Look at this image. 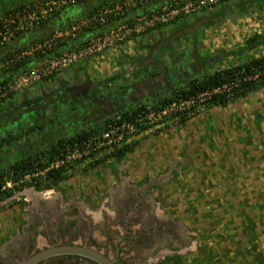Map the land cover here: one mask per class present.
Listing matches in <instances>:
<instances>
[{"label": "rangeland", "instance_id": "1", "mask_svg": "<svg viewBox=\"0 0 264 264\" xmlns=\"http://www.w3.org/2000/svg\"><path fill=\"white\" fill-rule=\"evenodd\" d=\"M121 1L129 5L120 15L104 24L88 22L95 8H114ZM14 8L16 16H3ZM122 24H132L137 32L98 52L73 58L94 37ZM14 26L20 28L15 31ZM49 38L53 39L51 46L45 48ZM166 39L170 45L159 46L160 59L140 63L144 54L138 50L149 47V52L157 41ZM62 56L69 59L66 65L58 63ZM258 56H264V0H0V109L39 99L59 83H65L73 74L71 69L77 74L83 67L104 69L111 75L109 79L119 80L120 86L114 88L118 91L133 72L137 88L144 85L138 82L146 84L150 74L158 75L160 68L165 70L167 85L185 86L190 80ZM148 64L152 68L145 67ZM149 103L136 101L128 110ZM147 109L133 123L135 131L126 132L125 128L119 142L118 133L109 132V145L78 160L69 158L62 168L66 178L59 184L41 190L25 186L22 197L10 204L0 192L1 264L14 259L12 255L8 257L11 246L27 237L28 219L44 204L48 212L57 210L58 216L64 214L68 218L72 204L78 208L86 206L87 212L96 211L110 191H118L126 182L143 188L150 175L159 178L168 173L178 177L176 185L180 189L173 194L171 185H167L166 192L161 190L160 203L170 214L173 203L175 220L180 219L182 225L193 223L194 215L189 218L184 211V204L190 201L199 212L198 222L209 225L207 232L210 226L215 224L218 228L222 223L231 232L242 230L240 225L249 213L253 226L248 228L254 231L258 247L264 246V89L225 105H212L208 98L200 97L159 114H146ZM22 124L23 127H11L0 136V167L10 161L13 152L28 155L40 147V139L47 132L45 124L42 122L38 133L32 129L34 123ZM102 124L93 126L98 132L92 136L99 137L109 129L110 124ZM125 144L130 150L122 158L106 156ZM46 148L44 145L40 151ZM103 156L105 160L90 165ZM51 157L41 155L35 164L47 165ZM36 165L31 167L29 179L33 173L42 177ZM182 188L187 194L180 193ZM170 192L172 195L168 196ZM251 207L253 212L248 210ZM40 241L34 252L48 247L47 241ZM213 242L219 245L217 238ZM138 249L123 245L119 264H127L123 262L126 251L133 253ZM229 255L223 259L224 264H233V254Z\"/></svg>", "mask_w": 264, "mask_h": 264}, {"label": "flooded vegetation", "instance_id": "2", "mask_svg": "<svg viewBox=\"0 0 264 264\" xmlns=\"http://www.w3.org/2000/svg\"><path fill=\"white\" fill-rule=\"evenodd\" d=\"M169 45V39H166L157 41L156 46L149 52H146L149 47L138 50L139 54H144L140 57V63H149L154 58L160 59L157 55L161 50L159 46L164 48ZM135 62L132 61L131 65ZM145 67L152 68V65ZM84 69L85 67L78 74L75 69H71L73 74L67 77L65 83H59L57 88L44 93L39 99L33 98L0 109V136L7 134L11 127H23L22 121H27L29 126L34 123L32 129L35 133L42 129V122L47 129L40 139V147L33 151L34 153L21 156L19 152H13L8 158L10 161L34 155L44 145L48 148L60 138L102 124L106 119L115 118L126 110L131 111L128 109L133 102H154L181 87L167 85L164 80L165 70L160 68L158 75L150 74L147 77L146 84L138 82L144 84L139 88L133 82V72V75L127 78L126 85L116 91L115 86H120L117 77L114 80L109 79L111 75L108 72L105 73L106 71H102L104 69L96 67ZM177 178L172 173L159 178L150 175L147 185L143 183V188L126 182L118 191H110L107 200L105 199L96 211L87 212L86 206L78 208L76 204H72L68 218H64V214L58 216L57 210L48 212L49 209L44 204V207L36 209L34 217L28 219L26 230L29 234L26 238L23 237L18 245L11 246L12 252L8 257L12 255L14 259L5 261V264L20 261L36 253L33 248L40 239L47 241L48 246L78 243L100 251L103 248V253L116 258L117 264L122 258L123 245L140 248L133 253L126 251L128 255L123 262L127 264H161L168 256L173 257L171 264H175V258L179 259L180 264H224L223 259L231 253L233 264H264V246L258 247L260 245L254 231L248 228L253 226L249 213L240 225L242 230L237 228L231 232L229 227L226 228L225 223H222L218 228L215 224L210 226V231L207 232L209 225L198 222L199 212L195 210L193 201L184 204V211L186 210L189 218L194 215L193 223L182 225L180 219L175 220L176 208L173 203H170V209H174L171 214L162 208L161 190L166 192L167 185H171L172 189L169 187V190L173 194L178 192L180 187L176 185ZM171 192L168 196L172 195ZM182 192L187 194L184 188L180 193ZM155 193L158 194L157 197ZM149 195L153 196L147 197ZM58 200H61V197ZM185 200L189 201V197ZM238 208L242 209L241 206ZM253 208L248 210L251 212ZM214 238L218 239L219 245L213 242ZM213 245L220 247V250L215 249ZM210 252L215 253L214 256L210 257ZM2 262L4 261L0 259V264ZM37 264L95 263L80 256L64 255L50 257Z\"/></svg>", "mask_w": 264, "mask_h": 264}, {"label": "trees", "instance_id": "3", "mask_svg": "<svg viewBox=\"0 0 264 264\" xmlns=\"http://www.w3.org/2000/svg\"><path fill=\"white\" fill-rule=\"evenodd\" d=\"M16 9H9L4 12L5 15L15 12ZM18 66V64L16 65ZM264 89V56L247 58L241 62L234 63L230 66L220 68L207 75L193 79L185 86L177 87L168 95H164L160 99L149 103L148 105L139 106L131 111L121 112L115 118L106 119L102 125L117 124L121 120H129L132 116L142 111L145 107L147 110L156 111L162 109L173 103H180L192 98H197L202 95L209 97V102L212 105H225L228 101H233L238 98H242L251 92ZM180 121H183L181 119ZM103 127V126H102ZM101 128V127H100ZM95 132H98L97 128H88L75 133L71 136L60 138L57 142L50 145L48 148L39 151L34 155L19 158L14 161H10L0 167V172L9 173L12 180H17L25 172L30 171L31 167H34L39 160V156H45L50 154L53 159L55 155H58L61 151L69 146H73L75 143L84 141L87 137L92 136ZM128 145H123L114 149L108 157L113 156L117 159L122 158L127 151H129ZM106 156L94 160L90 165L98 164L106 159ZM37 167L42 168L43 165L37 164ZM66 178V170L62 168L50 170L47 173L44 183L37 182L36 184L30 182L27 186H33L35 190H41L43 188H51L62 182ZM1 186V182H0ZM12 191L9 190L4 196L10 197ZM3 196V197H4ZM0 198H2L0 196ZM215 253H209V256H214ZM173 257H166L161 261V264H171ZM175 264H180L179 259L175 258ZM210 264V262H209ZM263 264V263H262Z\"/></svg>", "mask_w": 264, "mask_h": 264}, {"label": "built area", "instance_id": "4", "mask_svg": "<svg viewBox=\"0 0 264 264\" xmlns=\"http://www.w3.org/2000/svg\"><path fill=\"white\" fill-rule=\"evenodd\" d=\"M74 1V0H72ZM128 5L129 3L125 2V1H121L120 4H117L113 7L110 6H103L102 8H95L93 10V12H91L89 18H88V22L93 23V22H98V23H106L108 20H110V18L112 16H116V15H120V13H123V9L127 10L128 9ZM16 12L10 13L8 15H3L6 18L10 17V16H16V14H14ZM15 27V26H14ZM20 27L16 26L14 28V30H18ZM137 32V29L132 26V24L128 25V24H122L120 27H118L116 30H111L109 31V33L104 32L103 35L94 37L88 44L87 47L82 48L81 50H78V55H72L73 58H77V57H81L83 53L85 54H90L91 52L94 51H99L101 49H103L104 47L111 45L115 40H122L126 35H129L131 32ZM59 36L56 35L55 38H57ZM52 38L47 39V41H45V48L50 47L51 46V42H52ZM69 60L67 58H65L64 56L61 57L60 60H58V63L62 64V65H66V61ZM7 64V61H5ZM4 62V63H5ZM200 97H205L208 98V96H200ZM192 98L186 101H181L180 103H173L171 105H168L162 109H158L156 111H149L147 110L146 114H159V113H163L165 111H167L168 109H170L173 106H180L183 105L185 103H192L194 102L196 99L200 98ZM142 112V111H140ZM139 112V113H140ZM132 116L131 119L129 120H121L119 123L117 124H110L109 125V129L107 131H105L104 133H102L101 135H99V137L96 136H90L87 137L84 141L82 142H78L75 143L73 146H69L67 148H65L63 151H61L58 155H55L53 157V159H51V162L47 165H44L42 168H40V175L42 177H35L36 174H32V178L29 179L28 176H30V172H25L24 175L20 176L17 180H12L8 177H11V174L9 173H2L0 175V182H1V186H0V192H2L4 195L6 194V192H8L9 190L12 191V195L10 197H6L5 198V202L6 200H9V204L11 202H13L16 199H20L23 195L24 190H22L25 186H27V183H34L36 184L37 182H42L46 180V176L48 171L50 170H54V169H59V168H63L64 164L66 162H68L69 158H76L77 160L80 158H83L84 156H87L88 154L92 153V151H96L100 148H102L103 146H107L109 145L112 140L111 139H106V136H108L109 132H113V133H118L116 136V141L119 142L122 137H123V131L126 128V132H133L135 131L134 128V122L135 120H139L138 119V114ZM102 138L101 140H99L98 138ZM33 187V186H32ZM7 202V203H8Z\"/></svg>", "mask_w": 264, "mask_h": 264}, {"label": "water", "instance_id": "5", "mask_svg": "<svg viewBox=\"0 0 264 264\" xmlns=\"http://www.w3.org/2000/svg\"><path fill=\"white\" fill-rule=\"evenodd\" d=\"M64 255L80 256L94 262L95 264H117L116 258H111L94 247L78 243L51 245L11 264H37L50 257Z\"/></svg>", "mask_w": 264, "mask_h": 264}, {"label": "crops", "instance_id": "6", "mask_svg": "<svg viewBox=\"0 0 264 264\" xmlns=\"http://www.w3.org/2000/svg\"><path fill=\"white\" fill-rule=\"evenodd\" d=\"M92 6H95V2L93 4H91Z\"/></svg>", "mask_w": 264, "mask_h": 264}]
</instances>
